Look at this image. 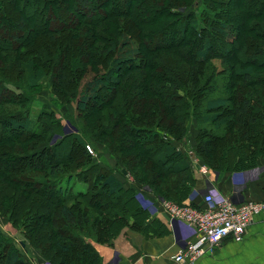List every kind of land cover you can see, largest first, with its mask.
<instances>
[{
    "label": "trees",
    "instance_id": "trees-1",
    "mask_svg": "<svg viewBox=\"0 0 264 264\" xmlns=\"http://www.w3.org/2000/svg\"><path fill=\"white\" fill-rule=\"evenodd\" d=\"M68 10L78 19L71 25L43 26ZM4 25L27 31L14 48L0 40V106L20 108L0 113V205L16 210L0 206V214L48 264H101L90 242L111 246L124 228L163 234L139 192L173 203L189 197L194 122L190 149L211 171L243 172L264 160V0H0ZM82 45L84 59L73 60ZM47 76L54 99L75 102L84 122L50 146L60 121L48 107L29 109ZM91 101L104 105L89 113ZM91 139L114 157L113 168L88 153ZM34 141L45 145L37 150ZM65 144L68 155L41 162ZM78 182L84 190H74ZM27 203L34 215L20 210ZM0 259L31 264L1 232Z\"/></svg>",
    "mask_w": 264,
    "mask_h": 264
},
{
    "label": "crops",
    "instance_id": "crops-1",
    "mask_svg": "<svg viewBox=\"0 0 264 264\" xmlns=\"http://www.w3.org/2000/svg\"><path fill=\"white\" fill-rule=\"evenodd\" d=\"M192 145L193 139L189 147L192 148ZM191 157L190 162L193 159L199 162L197 157ZM95 161L106 169L115 166L109 154L100 155ZM191 168L195 182L183 204L205 208L203 199L208 194L214 200L225 197L234 204L251 200L264 201V160H259L250 170L236 173H217L208 169L206 174H202L195 162L191 163ZM139 194L141 205L150 211L151 220H157L153 225L155 231L160 230L163 234H152L151 231L145 235L124 228L111 246L91 241L90 244L100 256L101 264H264V212L257 215L246 228L242 241L235 243L225 239L210 254L198 258L194 263H176L173 257L193 242V231L182 222L173 221L152 193L140 191ZM20 247L29 256L31 264H48L27 244L24 247L20 244Z\"/></svg>",
    "mask_w": 264,
    "mask_h": 264
},
{
    "label": "rangeland",
    "instance_id": "rangeland-1",
    "mask_svg": "<svg viewBox=\"0 0 264 264\" xmlns=\"http://www.w3.org/2000/svg\"><path fill=\"white\" fill-rule=\"evenodd\" d=\"M230 1H231V3L234 6L235 0H230ZM92 5L95 7V4L94 3H92ZM92 5L91 6L89 5L90 9L93 8ZM67 12H69V13L66 15V18L63 19V21H62V19L57 18V16H54V17L49 18V20H45L44 23H43V26L53 27V26H61V25H71L76 20H78L76 18L77 16L71 15V11L70 10H68ZM19 13H22V12H19ZM19 16H22V14L21 15H16V17H19ZM88 16L89 15H86V17H88ZM3 24H5V22H3ZM4 27H5V25L3 27H0V28L4 29L2 31L3 33L0 34V40H3V43L6 44V47H10V48L12 47V48H14V46H16L19 42H22V40H24V37L23 36H24V33L27 31L26 28L25 29L24 28H21L20 29L18 27L15 28L14 26L13 27L12 26L11 27H7L6 26L5 28ZM13 36H16L17 39L12 38ZM163 42H165V41L163 39H160L159 44L160 43H163ZM213 43L216 46L217 50L219 48H221L219 42H217L216 40L213 41ZM96 45H98V44H96ZM27 47H29V46H27ZM29 49L28 48H25L24 51L26 52ZM85 51L86 50H84L83 45H82V48H81V51L80 52L79 51L77 52V50H75V53H74V56H73L74 57L73 60H75L78 56H80L81 58L83 56L82 59H84ZM19 52H20V50H19ZM8 55L9 54L7 53V55L2 59L3 62H4V65H11L12 64V59ZM152 56H154V55H152ZM211 64H213L216 67L217 72H219V71L222 70V65H221L222 63H220V60H218V61L217 60H212ZM90 78H91V74L90 75H87L84 78L85 80L83 81V84L86 83L87 81H90L91 80ZM21 81H22V85H21V82L19 83V85H21V87H23V85L26 87L25 79L23 78ZM50 81H51L50 80V76H47V78H46L45 81H41L39 83L38 87L40 88V91L37 92L38 95H36V97L33 100V102L29 105V109H30V112L32 113V115L33 114L38 115L43 110L44 107L50 108V110L54 112L55 119H58L60 121V123H61L60 124V127H63L62 130L60 131L61 132V135L54 136L53 140L47 146L54 145L56 143L59 144L60 141H61V139H63V135L64 136L65 135H68L70 132H73L72 134H74L76 132V129H77V133H78L84 127V122L80 119V115H79V113L77 112V110L75 108V102H70V104H68V105H62L61 106L58 103V101H56L54 99V96L50 93V87H49ZM10 89H13V87H11ZM16 93L18 94L19 92L16 91ZM99 93L100 94H103L102 91L99 92ZM103 103H104L103 101H91L90 104H89V106H88L89 107V113H91L92 111L95 112L97 109H99V106L101 108V106L104 105ZM26 107H27V105L25 106V110L27 112ZM8 108L9 109H12V110H15L16 112L20 110L19 106H17V105H4L3 108H1V106H0V113L1 112H5V111H9ZM29 109H28V111H29ZM124 109H128V107L125 106ZM50 110L48 109V111H50ZM22 111H24V110L22 109ZM101 112H103V111L100 110L99 113H101ZM99 113L96 114L95 119L97 118V116L99 115ZM72 123H73V125L76 126V129L72 126ZM38 125H39V123L35 124L36 127H38ZM47 125H50L51 126L52 124L49 123V122H47ZM195 128H196V124L194 122L192 128H190V135H189L188 142L191 141L192 135L195 134L194 131H193ZM53 129L55 131H58L57 127H55V126H54ZM113 132L115 133V135H119L120 136V133H122V130H120V131L119 130H113ZM77 133H75V135ZM122 139H124L126 141L127 140L129 141L130 140L131 143H134L137 140L136 138H135V140L134 139L133 140L132 139H129L128 136H124V135H123V138ZM88 141L89 142H86V144L89 145L90 148H91V150H93V151H92V153H90L88 150L87 151H88V153L91 156H93L94 159H97L98 156H100V155L109 154L101 146L100 143H98V142H96L95 140H92V139L91 140H88ZM34 143L35 144L38 143L37 144L38 146L35 147V149H37V150L41 149L45 145V143H39V141H34L33 144ZM14 146H20V144L17 143V144H14ZM21 146L25 150L26 147L32 146V142L27 141L26 143L22 144ZM69 149H71L69 147V144H65V145H63V147L57 149L55 153H52V155L50 154L49 156H47V155L46 156H43V159H42L41 162L45 163L48 158H52L53 159L54 157L57 158L58 156L59 157H62L64 154L68 155L69 152H70ZM190 150L191 149H190L189 145L186 146V150L185 151H186V153L188 152L187 154H188L189 158H192L189 155ZM113 159H114V157H113ZM64 177H65V175H64ZM64 177L62 175L61 176V180L58 182V183H60L62 189L64 188V186H63L64 185ZM5 179H7V175L2 170H0V180H5ZM84 189H85V187L82 184H80L79 182L74 185V190H76V191L84 190ZM141 190L143 192H145V193H147V192L148 193H152L148 189H143L142 188ZM153 196L157 200H159L160 203L163 202L162 199H158L154 194H153ZM165 201H167V200H165ZM169 202H171V201H169ZM182 202H184V201H182ZM182 202L181 201L179 203L174 202V204H177L179 206L180 205H185ZM29 205H30L29 203H27L25 205L22 204V208L20 210H24V212L26 213V211H29V208H30ZM0 206L2 207V209L5 208V207L6 208L9 207V208H7L8 211H9L10 208L13 209L14 211H16L15 208H14L15 206H14V204L12 202H10L9 205H7V203L5 202L4 205H0ZM30 209H31L30 210L31 214H29V215H34L33 208H30ZM0 232L4 236H6L7 238L9 237L12 240L14 246L17 248V250H19V252L24 255V259L26 261H29V256H27L26 254H24L23 253V249L20 247V244L23 242V239H24V238H22V235H21L20 231L17 228H15L9 221H7L5 218H3V216L1 214H0ZM29 248H31V247L29 246ZM31 249L34 252H38L41 255V252H39L38 250L36 251L33 248H31ZM51 251L58 252L54 247H52V250ZM58 254H59V252H58ZM1 263H2V260L0 259V264Z\"/></svg>",
    "mask_w": 264,
    "mask_h": 264
},
{
    "label": "built area",
    "instance_id": "built-area-1",
    "mask_svg": "<svg viewBox=\"0 0 264 264\" xmlns=\"http://www.w3.org/2000/svg\"><path fill=\"white\" fill-rule=\"evenodd\" d=\"M90 153L91 150L87 147ZM192 156L193 153L189 152ZM198 165V170L206 174L208 168L193 159ZM206 205L203 209L192 205H177L163 201L160 206L175 222H182L194 233L193 242L188 243L177 255L173 257L176 263H194L198 258L210 254L220 246L225 239L235 243L243 240L246 228L255 217L264 212V201H244L234 204L230 199L222 197L214 200L211 194L203 199Z\"/></svg>",
    "mask_w": 264,
    "mask_h": 264
},
{
    "label": "water",
    "instance_id": "water-1",
    "mask_svg": "<svg viewBox=\"0 0 264 264\" xmlns=\"http://www.w3.org/2000/svg\"><path fill=\"white\" fill-rule=\"evenodd\" d=\"M123 173H124V170H123ZM21 246L24 247V243H21Z\"/></svg>",
    "mask_w": 264,
    "mask_h": 264
},
{
    "label": "bare ground",
    "instance_id": "bare-ground-1",
    "mask_svg": "<svg viewBox=\"0 0 264 264\" xmlns=\"http://www.w3.org/2000/svg\"><path fill=\"white\" fill-rule=\"evenodd\" d=\"M162 202V201H161ZM185 264V263H184Z\"/></svg>",
    "mask_w": 264,
    "mask_h": 264
}]
</instances>
